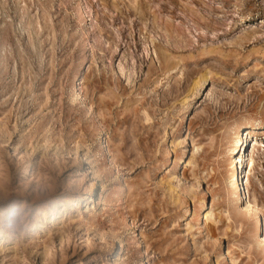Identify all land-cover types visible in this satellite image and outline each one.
Masks as SVG:
<instances>
[{
    "label": "rangeland",
    "instance_id": "rangeland-1",
    "mask_svg": "<svg viewBox=\"0 0 264 264\" xmlns=\"http://www.w3.org/2000/svg\"><path fill=\"white\" fill-rule=\"evenodd\" d=\"M3 206L0 264H264V0H0Z\"/></svg>",
    "mask_w": 264,
    "mask_h": 264
},
{
    "label": "bare ground",
    "instance_id": "bare-ground-1",
    "mask_svg": "<svg viewBox=\"0 0 264 264\" xmlns=\"http://www.w3.org/2000/svg\"><path fill=\"white\" fill-rule=\"evenodd\" d=\"M207 77L204 78L206 83ZM199 83L196 84L195 89L199 87ZM197 90V89H196ZM256 124H241L238 125L235 130V145L232 148L233 161L234 164L231 172V185L228 190L229 200L241 213H251L254 210V203L248 198V180L249 173L253 168V158L250 154V149L245 148L246 144L253 145L257 139L253 136V132L256 128ZM240 128H243L242 131ZM241 131V132H240ZM181 142H178L175 146L179 145ZM250 146V145H249ZM253 148V146H252ZM72 182V181H71ZM70 184V183H69ZM94 182L89 188L92 189ZM88 187V186H87ZM88 189V188H87ZM65 201V200H64ZM256 205V204H255ZM11 207L3 206L0 207V221L8 215H10ZM238 212V211H237ZM64 210L57 207V202L52 204V212L48 216L47 212H44V217L46 219L56 220L62 217ZM253 216L256 220V228H258V233H260V227L258 224L262 223L260 216L257 215L256 211L253 213ZM43 226V225H42ZM45 226V225H44ZM2 234V233H1ZM7 236V234L0 235V241ZM259 247H264V233H260L258 237Z\"/></svg>",
    "mask_w": 264,
    "mask_h": 264
}]
</instances>
